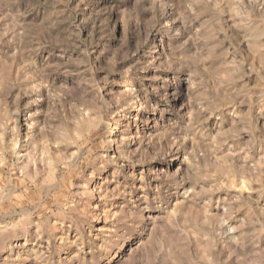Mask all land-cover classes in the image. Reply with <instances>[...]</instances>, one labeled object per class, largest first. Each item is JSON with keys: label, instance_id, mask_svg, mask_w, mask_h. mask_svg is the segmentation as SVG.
<instances>
[{"label": "clouds", "instance_id": "9594fccd", "mask_svg": "<svg viewBox=\"0 0 264 264\" xmlns=\"http://www.w3.org/2000/svg\"><path fill=\"white\" fill-rule=\"evenodd\" d=\"M0 264H264V0H0Z\"/></svg>", "mask_w": 264, "mask_h": 264}]
</instances>
